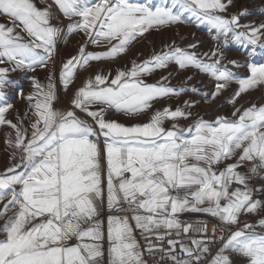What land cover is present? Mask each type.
<instances>
[{
	"label": "snow or ice",
	"instance_id": "obj_1",
	"mask_svg": "<svg viewBox=\"0 0 264 264\" xmlns=\"http://www.w3.org/2000/svg\"><path fill=\"white\" fill-rule=\"evenodd\" d=\"M53 5L71 23L64 25ZM234 6V0L160 6L52 0L40 8L35 0H0V17L10 22H0V127L11 129L12 149V163L0 171V264H148L137 229L147 253L159 252L171 264H264V180L252 183L264 174V104L239 103L242 94L264 87V65L249 62L250 76L237 78L229 65H242L224 63L223 51L231 43L250 48L249 55L264 49V23L242 24L249 13H229ZM185 23L206 25L214 47L201 53L196 43L166 40L114 75L89 76L68 107H55L57 85L67 92L81 69L116 60L147 34ZM69 34H81L82 42L75 55L58 60L57 45ZM89 44L106 50L88 51ZM170 65L197 69L214 91L172 87L167 76L145 81ZM37 69L47 70L45 80L30 76L26 97L17 89L28 110L8 119L13 74ZM233 82L239 87L227 100L230 116L193 117L192 100L174 110L153 107L186 92L214 102ZM150 109L147 122L131 126L108 118ZM180 119L192 123L182 128ZM184 212L215 218L211 232L207 223L183 222Z\"/></svg>",
	"mask_w": 264,
	"mask_h": 264
},
{
	"label": "rangeland",
	"instance_id": "obj_2",
	"mask_svg": "<svg viewBox=\"0 0 264 264\" xmlns=\"http://www.w3.org/2000/svg\"><path fill=\"white\" fill-rule=\"evenodd\" d=\"M133 2L147 3V0H133ZM168 2L170 3V0H168ZM35 3L37 7L43 8L46 6V3L51 4L52 0H35ZM152 3L156 6H160L165 3V0H152ZM234 3L235 6L229 8V13H237L238 10L242 8H246L249 13V15L241 18L242 24L254 23L255 25H259L264 23V0H234ZM52 10L57 16L61 17L64 25L71 23L62 17V14L59 13L58 9L54 5ZM0 22L10 25V22L6 21L3 17H0ZM65 31L67 32V28H65ZM181 37L184 39L181 40ZM173 39L176 40V42L182 47L191 43H196L198 45L196 51L201 53L207 52L214 47L212 34L209 33L206 25L197 27L192 23H185L165 29L162 32L153 31L147 34L146 38L142 39L139 43H136L128 53L122 55L116 60L92 62L88 68L81 69L79 76L67 92L64 91L62 84H58L55 107L58 109L68 107L69 100L72 97L74 90L81 86L82 82L89 76H94L100 71H103L104 74L112 73L114 75L116 70L123 69L126 66L130 67L132 60L142 61L148 58L153 49L159 50L161 45L166 40ZM81 42V34H69L64 36V38L59 41L57 45L58 60L60 58H67L71 55H75L77 53L79 43ZM87 50L99 53L105 51L106 49L89 44ZM223 51L226 56L224 63H227L228 60H236L242 65L239 67L229 65L237 78L243 79L250 76V70L248 68L249 62L256 65H264V49H260L259 47H257L254 55H249L250 48L246 50L235 43H231L227 48L223 49ZM46 71L47 70L44 69H37L35 73H29L27 75L23 73L13 74L12 78L16 80V85L12 90H10L8 95V102L13 105V108L7 114L8 119L15 122L17 116H22L28 110V103L26 99L17 95V89L22 88L24 96L26 97L32 91L29 77L36 76L41 81H44L46 78ZM165 76L168 77V81H164V83L170 84L172 87L179 88L195 86L200 88L202 92L214 91V82L195 68L179 70L178 66L170 65L167 69L154 71L151 75L145 76L144 79L147 83L155 84L158 81H161ZM188 77H192V79L188 80ZM238 87V84L233 82L221 96H219L214 102L210 103L205 102L206 100L211 101L210 96L202 98L200 95L186 92L179 97H171L157 101L154 103L153 107L154 109L171 107L174 110L175 108L182 106L184 101L192 100L196 101V106L191 109L193 117L203 116L207 120H212L217 115L230 116L233 111V106L227 103V100L232 97ZM239 103L246 107L250 106L251 103H255L257 105L264 104V87H258L242 94L239 99ZM151 112L152 109L148 110L146 113L132 117L125 116L120 113H112L108 118L117 120L127 126H131L133 124L147 122ZM191 123V119H180L178 121L179 126L182 128L190 126ZM171 124L172 121L168 120L165 122L164 126L166 128H170ZM10 132L11 129L7 127H0V171H3L10 163H12L10 160L12 149L6 143L7 134ZM262 180H264V174L259 177H254L252 183L259 187ZM179 216L185 223L195 224L198 222H204L208 224L215 222V218L199 212H184L179 214ZM101 218L103 219L104 217L102 216ZM249 222L252 221L249 220Z\"/></svg>",
	"mask_w": 264,
	"mask_h": 264
},
{
	"label": "built area",
	"instance_id": "obj_3",
	"mask_svg": "<svg viewBox=\"0 0 264 264\" xmlns=\"http://www.w3.org/2000/svg\"><path fill=\"white\" fill-rule=\"evenodd\" d=\"M215 222L208 223L209 226V232H211L212 227L214 226ZM140 242L143 249H145V256L144 259L148 262V264H171L170 261H165L164 259H161V254L159 252L149 254L147 253V242L144 239V236H140ZM154 244H159L160 242L153 240ZM163 247L167 248L168 245L165 243L162 245ZM181 259H184L185 257L183 255L180 256Z\"/></svg>",
	"mask_w": 264,
	"mask_h": 264
},
{
	"label": "crops",
	"instance_id": "obj_4",
	"mask_svg": "<svg viewBox=\"0 0 264 264\" xmlns=\"http://www.w3.org/2000/svg\"><path fill=\"white\" fill-rule=\"evenodd\" d=\"M140 236H141V234H140V231H139V229H137L136 230V238H137V240L140 242ZM140 244H141V242H140Z\"/></svg>",
	"mask_w": 264,
	"mask_h": 264
}]
</instances>
